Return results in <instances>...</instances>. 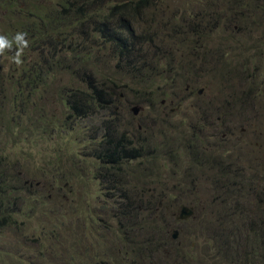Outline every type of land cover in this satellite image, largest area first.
Here are the masks:
<instances>
[{
  "label": "rangeland",
  "instance_id": "374dc122",
  "mask_svg": "<svg viewBox=\"0 0 264 264\" xmlns=\"http://www.w3.org/2000/svg\"><path fill=\"white\" fill-rule=\"evenodd\" d=\"M18 32L22 63L0 54V163L20 186L0 264H264V0H0V35ZM113 144L135 157L103 163Z\"/></svg>",
  "mask_w": 264,
  "mask_h": 264
},
{
  "label": "trees",
  "instance_id": "16d2710c",
  "mask_svg": "<svg viewBox=\"0 0 264 264\" xmlns=\"http://www.w3.org/2000/svg\"><path fill=\"white\" fill-rule=\"evenodd\" d=\"M105 19V18H104ZM106 20V19H105ZM118 43L125 44V40H121V38H117ZM30 45V44H29ZM52 57L51 62L58 61L59 59L57 56L59 53L51 52ZM51 63L49 62V66ZM45 64L42 61H35L34 64H24L22 66L21 75L18 77V82L21 84H26L30 88H37V83L39 81L45 80L48 77V72L44 71ZM92 87V86H91ZM95 92L91 95L88 94V91H73L68 96V106L79 117H87L90 114V103L92 102L89 100V95H91L92 99H102L104 95L103 90H98L95 88ZM122 148H116L108 150L105 156H102L103 163L108 164L111 167H115L116 165H120L125 159L135 157V153L132 152L134 148L128 151H120ZM112 151V152H111ZM2 160V159H1ZM8 173L2 171L1 163H0V227H4L5 225L12 222V215L8 210V206L11 205L16 206V196L15 193L20 190V186L13 184L12 181L7 177Z\"/></svg>",
  "mask_w": 264,
  "mask_h": 264
},
{
  "label": "clouds",
  "instance_id": "9594fccd",
  "mask_svg": "<svg viewBox=\"0 0 264 264\" xmlns=\"http://www.w3.org/2000/svg\"><path fill=\"white\" fill-rule=\"evenodd\" d=\"M27 33L18 32L13 40H9L6 36L0 35V54L5 53L6 50H11L13 47V43L17 45V52L14 56V61L18 65L22 63L21 55L23 53V49L29 46V42L25 37Z\"/></svg>",
  "mask_w": 264,
  "mask_h": 264
},
{
  "label": "water",
  "instance_id": "95a60500",
  "mask_svg": "<svg viewBox=\"0 0 264 264\" xmlns=\"http://www.w3.org/2000/svg\"><path fill=\"white\" fill-rule=\"evenodd\" d=\"M137 109V108H136ZM137 111V110H135ZM186 211H187V208L186 207H183V214L181 215V218H184L185 217V214H186ZM191 213V212H190ZM189 213V214H190Z\"/></svg>",
  "mask_w": 264,
  "mask_h": 264
}]
</instances>
